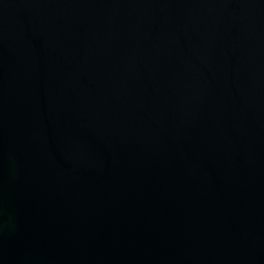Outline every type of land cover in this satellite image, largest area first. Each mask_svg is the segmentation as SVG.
I'll use <instances>...</instances> for the list:
<instances>
[{
	"label": "water",
	"instance_id": "water-1",
	"mask_svg": "<svg viewBox=\"0 0 264 264\" xmlns=\"http://www.w3.org/2000/svg\"><path fill=\"white\" fill-rule=\"evenodd\" d=\"M0 264H264V0H0Z\"/></svg>",
	"mask_w": 264,
	"mask_h": 264
}]
</instances>
